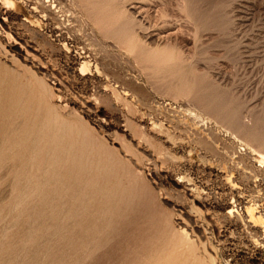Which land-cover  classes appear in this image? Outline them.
<instances>
[{
	"label": "rangeland",
	"instance_id": "rangeland-1",
	"mask_svg": "<svg viewBox=\"0 0 264 264\" xmlns=\"http://www.w3.org/2000/svg\"><path fill=\"white\" fill-rule=\"evenodd\" d=\"M6 1L0 264H264V0Z\"/></svg>",
	"mask_w": 264,
	"mask_h": 264
},
{
	"label": "bare ground",
	"instance_id": "bare-ground-1",
	"mask_svg": "<svg viewBox=\"0 0 264 264\" xmlns=\"http://www.w3.org/2000/svg\"><path fill=\"white\" fill-rule=\"evenodd\" d=\"M7 1H9V2H10L11 4H13V5L16 4L15 0H7ZM7 1H6V2H7ZM46 1H49V0H46ZM90 1H91V0H90ZM178 1H179V0H178ZM184 1H185V0H184ZM3 2H4V1H3ZM40 2H43V1H40ZM187 2H188V1H187ZM187 2H186V3H187ZM189 2H190V1H189ZM36 3H38V2L36 1ZM45 3H46V2H45ZM186 3H181V4H182V5H185ZM99 4H100V3H99ZM177 4H178V3H177ZM179 4H180V3H179ZM193 4H194V3H193ZM196 4H197V3H196ZM6 5H7V3H6ZM28 5H29V4H28ZM37 5H38V4H37ZM41 5H42V4H41ZM108 5H109V4H108ZM110 5H111V2H110ZM110 5H109V6H110ZM112 5H114V4L112 3ZM8 6H9V5H8ZM44 6H45V5H44ZM93 6H94V5H93ZM93 6H92V7H93ZM102 6H104V5H102ZM192 6H193V5H192ZM47 7H48V6H47ZM96 7H97V6H96ZM105 7H106V5H105ZM110 7H112V6H110ZM110 7H108V9H109ZM118 7H119V6H118ZM178 7H179V6H178ZM180 7H181V6H180ZM183 7H184V6H182V8H183ZM186 7H187V6H186ZM190 7H191V6H190ZM34 8H36V6H35ZM97 8H98V7H97ZM115 8H116V6L114 7V9H115ZM182 8H181V9H182ZM46 9H47V8H46ZM95 9H96V8H95ZM102 9H103V8H102ZM105 9L107 10V8H105ZM105 9H104V12H105ZM116 9H117V8H116ZM185 9H186V8H185ZM190 9H191V8H190ZM33 10H34V9H33ZM109 10H110V9H109ZM112 10H113V8H112ZM120 10H124V9H121V8H120ZM91 11H93V10H91ZM125 11L127 12L126 9H125ZM195 11H196V10H195ZM195 11H194V12H195ZM0 12H1V11H0ZM31 12H33V11H31ZM38 12H39V14L41 13L39 10H38ZM96 12H97V11H96ZM102 12H103V10H102ZM104 12H103V14H104ZM117 12H118V10L116 11V13H117ZM119 12H120V11H119ZM122 12H123V11H122ZM44 13H45V12H44ZM93 13H94V12H93ZM93 13H92V15H93ZM107 13H108V12H107ZM109 13H111V12H109ZM116 13H113L114 15L112 14L110 17L105 18V20H103L104 18H103V19L101 18L100 20H103V21H102V22L100 21V22L103 23L104 26H108V27H110V28H112V29L115 28L116 26H118V28H120L122 31H123V30L127 31V29H128V25H130V24H127L126 22H127L128 19L131 20L132 17H131V18H128V17H129V16H128V17H127L128 19H127L126 21L121 22V21H120V20H121V19H120L121 16L119 15L121 12H120L119 14H116ZM192 13H193V12H192ZM0 14H1V13H0ZM33 14H35V13H33ZM47 14H48V13H47ZM94 14H95V13H94ZM95 15H96V14H95ZM107 15H108V14H106V16H107ZM124 15H125V14H124ZM124 15H123V16H124ZM126 15H127V13H126ZM132 15H133V14H132ZM193 15H194V14H193ZM12 16H13V15H12ZM41 16H43V15H41ZM100 16H101V15H100ZM185 16H186V15H185ZM188 16H189V15H188ZM199 16H200V15H199ZM98 17H99V16H98ZM192 17H193V16H192ZM194 17H195V16H194ZM194 17H193V18H194ZM8 18H9V17H8ZM14 18H15V17H14ZM38 18H39V17H38ZM134 19H135V18H134ZM13 20H14V19H13ZM96 20H97V19H96ZM200 20H201V19H200ZM1 21H2V20H1ZM131 22H132V21H131ZM8 23H9V22H8ZM138 24H139V23H138ZM138 24H137V25H138ZM6 25H7V24H6ZM98 25H99V24H98ZM132 25H133V23H132ZM137 25H136V26H137ZM194 25H195V24H194ZM133 26H134V25H133ZM133 26H132V27H133ZM205 26H206V25H205ZM6 27H7V26H6ZM55 27H56V26H55ZM58 28H59V27H58ZM101 28H102V27H101ZM130 28H131V27H130ZM107 29H108V28H107ZM120 29H119V30H120ZM131 29H133V28H131ZM203 29H204V28H203ZM101 30H102V29H101ZM104 30H106V29H104ZM109 30H110V29H109ZM117 30H118V29H117ZM54 31H55V30H54ZM111 31H112V30H111ZM130 31H131V30H130ZM115 33H116V32H115ZM118 33H119V32H118ZM126 33H128V32H126ZM126 33H124V35H125ZM131 33H132V32H131ZM134 33H135V31H134ZM126 35H127V34H126ZM126 35H125V36H126ZM128 36H131V35H128ZM133 36H134V35H133ZM133 36H132V37H133ZM135 36H136V34H135ZM122 37H123V36H122ZM137 37H138V36H137ZM123 38H124V37H123ZM138 38H139V37H138ZM121 39H122V38H121ZM121 39H120V40H121ZM126 39H127V37H126ZM126 39H125V40H126ZM130 39H131V37H130ZM133 39L136 40L135 37L132 38L131 40H133ZM25 40H26V39H25ZM120 40H119V41H120ZM131 40H130V41H131ZM128 41H129V40H128ZM130 41H129V42H130ZM141 41H142V40H141ZM126 42H127V41H126ZM129 42H128V43H129ZM131 42H132V41H131ZM131 42H130V43H131ZM132 43H133V42H132ZM135 43H137V42H135ZM135 43H134V44H135ZM17 45H18V44H17ZM130 45H131V44H130ZM136 45H137V44H136ZM172 45H173V44H172ZM134 46H135V45H133V47H134ZM137 46H138V45H137ZM175 46H176V45H175ZM131 47H132V46H131ZM165 47H166V45L164 46V48H165ZM135 48H136V47H135ZM158 48H159V47H158ZM164 48H163V49H164ZM170 48H171V47H170ZM22 49H23V47H22ZM133 49H134V48H133ZM136 49H137V48H136ZM155 49H156V48H155ZM160 49H161V48H160ZM163 49H161V50H163ZM18 50H19V49H18ZM149 50H150V49H149ZM153 50H154V48H153ZM165 50H167V49H164V51H165ZM173 50H174V49H173ZM173 50H169V51H173ZM179 50H180V49H179ZM158 51H160V50H158ZM164 51H163V52H164ZM134 52H135V51H134ZM156 52H157V51H156ZM160 52H162V51H160ZM157 53H158V52H157ZM164 53H165V52H164ZM155 54H156V53H155ZM165 54H167V53H165ZM165 54H164V55H165ZM169 54H171L172 56L175 55V53H173V52H172V53H169ZM162 55H163V54H162ZM138 56H139V55H138ZM153 56H154V55H153ZM159 56H161L160 53H159ZM168 56H169L170 58H172V56H170V55H168ZM178 56H179V55H178V52H177V57H178ZM157 57H158V56H157ZM162 57H163V56H161L160 58L162 59ZM174 57H175V56H174ZM152 58H154V57H152ZM163 58H164V57H163ZM170 58H169V60H170ZM175 58H176V57H175ZM175 58H173L174 61H175ZM178 58H179V57H178ZM141 59H142V58H141ZM167 59H168V58H167ZM176 59H177V58H176ZM180 59H181V58H180ZM185 59H186V58H185ZM154 60H156V58H155ZM169 60H166V61L168 62ZM159 61H161V60H159ZM159 61H158V63H159ZM166 61H165V62H166ZM191 61H192V60H191ZM141 62H142V60H141ZM150 62H151V61H150ZM162 62H163V61H162ZM177 62H178V61H177ZM186 62H187V61H186ZM160 63H161V62H160ZM168 63L172 64L171 61L168 62ZM144 64H145V63H144ZM150 64H151V63H150ZM152 64L154 65V64H156V63L153 61ZM164 64H167V63H164ZM164 64H163V66H164ZM176 64H177V63H176ZM110 65H111V64H110ZM156 65H157V64H156ZM160 65H161V64H160ZM160 65H159V66H160ZM179 66H180V64H179ZM183 66H184V65H183ZM83 67H84V66H83ZM157 67H158V66H157ZM192 68H193V67H192ZM177 70H178V69H177ZM172 71H173V70H172ZM185 74H186V72H185ZM205 74H206V73H205ZM179 75H180V74H179ZM179 75H178V76H179ZM183 76H184V75H183ZM185 76H186V75H185ZM176 77H177V76H176ZM193 78H194V77H193ZM21 79H22V78H21ZM186 79H190V78H186ZM191 79H192V78H191ZM191 79H190V80H191ZM200 79H201V78H200ZM204 79H205V78H204ZM195 80H196V79H195ZM195 80H194V81H195ZM23 81H24V80H23ZM186 81H187V80H186ZM188 81H189V80H188ZM194 81H193V82H194ZM207 81H208V80H207ZM13 82H15V80H13ZM16 82H17V81H16ZM190 82H191V81H190ZM221 82H222V81H221ZM9 83H10V82H9ZM24 83H25V82H24ZM181 83H182V82H181ZM183 83H184V82H183ZM186 83H187V82H186ZM186 83H185V84H186ZM194 83H195V82H194ZM202 83H203V82H202ZM32 84H33V83H32ZM12 85H13V84H12ZM20 85H21V84H20ZM20 85H19V86H20ZM24 85H25V84H24ZM188 85H189V84H188ZM195 85H196V84H195ZM195 85H194V86H195ZM203 85H204V84H203ZM213 85H214V84H213ZM216 85H217V84H215L214 86L216 87ZM214 86H212L210 89L212 90V88H213ZM217 86H218V85H217ZM219 86H220V85H219ZM15 87H16V86H15ZM183 87H184V86H183ZM183 87H181V88H183ZM205 87H206V86H205ZM215 87H214V90H215ZM189 88H190V87H189ZM208 88H209V87H208ZM208 88H206V89H208ZM47 89H48V88H47ZM184 89H185V88H184ZM184 89H183V90H184ZM190 89H191V88H190ZM195 89H196V88H195ZM200 89H203V88H200ZM218 89H219V88H218ZM185 90H186V89H185ZM187 90H188V87H187ZM191 90H193V89H191ZM211 90H209V91L211 92ZM121 91H122V90H121ZM181 91H182V90H181ZM203 91H205V90H203ZM207 91H208V90H207ZM21 92H22V91H21ZM190 92H191V91H189V93H190ZM194 92H195V91H194ZM194 92H193V93H194ZM216 92L218 93L219 91L216 90ZM118 93H119V92H118ZM202 93H204V96H205V94L208 93V92H206V93H205V92H202ZM226 93H227V92H226ZM190 94H191V96H192V93H190ZM197 94H199V93H197ZM11 95H12V94H11ZM199 95H200V94H199ZM199 95H198V96H199ZM206 95L208 96V94H206ZM209 95H210V94H209ZM216 95H218V94H216ZM9 96H10V94H9ZM198 96H196V97H198ZM200 96H201V95H200ZM202 96H203V95H202ZM214 96H215V95H214ZM214 96H213V97H214ZM194 97H195V95H194ZM196 97H195V98H196ZM192 98H193V97H192ZM198 98H199V97H198ZM204 98H205V97H204ZM239 98H240V97H239ZM12 99H13L12 101L15 102V98L12 97ZM42 99H43V98H42ZM193 99H194V98H193ZM199 99H200V98H199ZM199 99H198V100H199ZM202 99H203V98H202ZM200 100H201V99H200ZM200 100H199V101H200ZM201 101H203V100H201ZM205 101H206V98H205ZM226 101H227V100H226ZM241 101H243V100H241ZM210 102H211V100H210ZM167 103H168V102H167ZM199 103H200V102H199ZM199 103H198V104H199ZM203 103H206V102H203ZM221 103H222V102H221ZM39 104H40V103H39ZM156 104H157V103H156ZM170 104H171V103H170ZM208 104H209V103H208ZM213 104H214V103H213ZM213 104H212V102H211V106H213ZM152 105H153V104H152ZM201 105H202V104H201ZM209 105H210V104H209ZM225 105H226V104H225ZM27 106H28V105H27ZM214 106H215V104H214ZM222 106H224V105H222ZM56 107H57V106H56ZM201 107H203V106H201ZM208 107H209V106H208ZM215 107H216V106H215ZM215 107H213L212 109H214ZM39 108H40V107H39ZM48 108H49V107H48ZM178 108H179V107H178ZM203 108H204V107H203ZM210 108H211V107H210ZM5 109H6V108H5ZM5 109H4V111H6ZM216 109H217V108H216ZM221 109H222V108H221ZM58 110H59V109H58ZM164 110H165V109H164ZM205 110H206V109H205ZM207 110H208V109H207ZM212 111H213V110H212ZM214 111H215V110H214ZM24 112H25V111H24ZM44 112H45V111H44ZM207 112H209V110H208ZM231 112H232V111H231ZM22 113H23V112H22ZM213 113H214V112H213ZM229 113H230V112H229ZM4 114H5V113H4ZM25 114H26V113H25ZM25 114H24V115H25ZM209 114H210V113H209ZM211 114H212V113H211ZM7 115H8V113H7ZM28 115H29V114H28ZM182 115H183V114H182ZM232 115H233V114H232ZM235 115H236V114H235ZM217 116H218V115H217ZM220 116H221V114H220ZM223 116H225V115H223ZM228 116H229V115H228ZM237 116H238V115H237ZM13 117H14V116H13ZM26 117H27V116H26ZM53 117L55 118V116H53ZM214 117H215V116H214ZM226 117H227V116H226ZM226 117H225V118H226ZM230 117H231V116H230ZM232 117H233V116H232ZM234 117H235V116H234ZM241 117H242V116H241ZM262 117H263V116H262ZM54 118H53V120H54ZM193 118H194V117H193ZM217 118H218V117H217ZM235 118H236V117H235ZM250 118H251V117H250ZM15 119H16V118H15ZM23 119H24V118H23ZM38 119H39V118H38ZM179 119H180V118H179ZM223 119H224V117H223ZM229 119H231V118H229ZM232 119H233V118H232ZM236 119L238 120L239 118H236ZM240 119H241V118H240ZM240 119H239V120H240ZM243 119H244V118H243ZM18 120H19V118H18ZM21 120H22V119H21ZM218 120H219V119H218ZM248 120H250V121H249V124H250L251 119H248ZM252 120H253V119H252ZM2 121H3V120H2ZM40 121H41V120H40ZM40 121H39V122H40ZM56 121H58V120H56ZM220 121H221V120H220ZM222 121H225V120H222ZM222 121H221V122H222ZM227 121H230V120L227 119ZM227 121H226L225 124H231V122H230V123H227ZM245 121H247V120H245ZM253 121H254V120H253ZM256 121H258V120L256 119ZM256 121H255V123H256ZM3 122H4V121H3ZM31 122H32V121H31ZM63 122H65V121H63ZM67 122H68V121H67ZM183 122H184V121H183ZM202 122H203V121H201V123H202ZM216 122H217V121H216ZM234 122H235V119H234ZM238 122H239V121H238ZM29 123H30V121H29ZM50 123H51V122H50ZM53 123H54V122H53ZM159 123H160V122H159ZM199 123H200V122H199ZM204 123H205V122H204ZM206 123H207V122H206ZM212 123H213V122H212ZM241 123L244 124V122H242V121H241ZM255 123H253V124H255ZM47 124H48V123H47ZM67 124H69V123H67ZM247 124H248V123H247ZM3 125H4V124H3ZM38 125H39V124H38ZM38 125H37V126H38ZM62 125H63V124H62ZM65 125H66V124H65ZM235 125H237V124L235 123ZM245 125H246V124H245ZM256 125H257V124H256ZM53 126H54V125H53ZM53 126H52V127H53ZM63 126H64V125H63ZM63 126H62V127H63ZM70 126H71V125H70ZM205 126H206V125H205ZM227 126H228V125H227ZM231 126H232V125H231ZM231 126H230V127H231ZM262 126H264V125H262ZM31 127H32V126H31ZM72 127H73V126H72ZM233 127H235V126H233ZM253 127H254V126H253ZM59 128H60V127H59ZM254 128H255V127H254ZM254 128H253V129H254ZM256 128H257V126H256ZM43 129H44V128H43ZM55 129H56V128H55ZM241 129H242V128H241ZM258 129H261V128H258ZM6 130H7V129H6ZM14 130H15V129H14ZM36 130H37V129H36ZM64 130H65V129H64ZM72 130H73V129H72ZM72 130H70V131L72 132ZM250 130H251V129H250ZM24 131H25V130H24ZM30 131H31V130H30ZM50 131H52V130H50ZM246 131H249V130L247 129ZM27 132H28V131H27ZM64 132H65V131H64ZM235 132H236V131H235ZM238 132H239V130H238ZM25 133H26V132H25ZM86 133H87V132H86ZM205 133H206V132H205ZM208 133H209V132H208ZM259 133H260V132H259ZM20 134H21V133H20ZM37 134H38V133H37ZM239 134H240V133H239ZM239 134H238V135H239ZM244 134H245V133H244ZM254 134H255V133H254ZM256 134H258V133H256ZM11 135H12V134H11ZM236 135H237V134H236ZM21 136H22V135H21ZM25 136H26V135H25ZM32 136H33V135H32ZM40 136H41V135H40ZM65 136H66V135H65ZM87 136H88V135H87ZM240 136H241V134H240ZM243 136H244V135H243ZM247 136H248V135H247ZM262 136H263V135H262ZM13 137H14V136H13ZM238 137H239V136H238ZM244 137H245V136H244ZM253 137H254V136H253ZM253 137H252V138H253ZM255 137H256V136H255ZM22 138H24V137H22ZM28 138H29V137H28ZM82 139H83V138H82ZM241 139H242V137H241ZM244 139H245V138H244ZM246 139H247V138H246ZM255 139H256V138H255ZM263 139H264V138H263ZM247 140H249V139H247ZM251 140H252V139H251ZM253 140H254V139H253ZM34 141H35V140H34ZM61 141H62V140H61ZM80 141H81V140H80ZM84 141H85V140H84ZM2 142H3V141H2ZM44 142H45V141H44ZM246 142H248V141H246ZM249 142H251V141H249ZM253 142H254V141H253ZM262 142H263V141H262ZM22 143H23V142H22ZM50 143H51V142H50ZM255 143H256V142H255ZM259 144H260V143H259ZM25 145H26V142H25ZM32 145H33V144H32ZM250 145H252V144H250ZM253 145H254V144H253ZM260 145H262V144H260ZM71 146H72V145H71ZM90 146H91V144H90ZM94 146H95V145H94ZM262 146H263V145H262ZM262 146H259V148H261ZM73 147H75V146H73ZM252 147H253V146H252ZM36 148H37V146H36ZM47 148H48V147H47ZM65 148H66V147H65ZM84 148H85V147H84ZM253 148H254V147H253ZM33 149H34V148H33ZM53 149H55V146H54ZM255 149H256V148H255ZM30 150H31V149H30ZM47 150H48V149H47ZM81 150H84V149H81ZM70 151H71V150H70ZM79 151H80V150H79ZM258 151H259V154L261 155V162H264V151H263V150H260V149H259ZM0 152H1V151H0ZM23 152H24V151H23ZM82 152H84V151H82ZM255 152H256V151H255ZM32 153H33V152H32ZM35 153H36V151H35ZM74 153H75V152H74ZM77 153H78V152H77ZM15 154H16V153H15ZM33 154H34V153H33ZM35 155H36V154H35ZM52 155H53V154H52ZM32 156H33V155H32ZM49 156H50V155H49ZM66 156H67V155H66ZM73 156H75V155H73ZM234 156H235V155H234ZM33 157H34V156H33ZM37 157H38V156H37ZM46 157H47V156H46ZM82 157H83V155H82ZM82 157H81V159H82ZM8 158H9V157H8ZM88 158H89V157H88ZM14 159H16V158L14 157ZM27 159H28V158H27ZM31 159H32V158H31ZM83 159H85V158H83ZM23 160H24V158H23ZM75 160H76V159H75ZM86 160H87V158H86ZM80 161H81V160H80ZM74 162H75V161H74ZM48 163H50V162H48ZM81 163H82V162H81ZM95 163H96V162H95ZM95 163H94V164H95ZM55 164H56V163H55ZM87 164H88V163H87ZM230 164H231V163H230ZM45 165H46V164H45ZM106 165H107V164H106ZM16 166H17V165H16ZM30 167H31V166H30ZM28 168H29V167H28ZM28 168H27V169H28ZM16 169H18V167H17ZM27 169H26V170H27ZM31 169H32V168H31ZM46 169H47V167H46ZM42 171H43V170H42ZM83 171H85V170H83ZM97 171H100V170L97 169ZM45 172H46V171H45ZM91 172H92V171H91ZM62 173H63V172H62ZM46 174H47V173H46ZM104 174H105V173H104ZM26 175H27V174H26ZM26 175H25V176H26ZM43 176H44V174H43ZM55 177H57V176H55ZM72 177H73V176H72ZM79 177H80V176H79ZM26 178H27V176H26ZM30 178H31V177H30ZM98 178H99V177H98ZM43 179H44V178H43ZM85 179H86V178H85ZM92 179H93V178H92ZM55 180H56V179H54V181H55ZM26 184H27V183H26ZM111 184H112V183H111ZM111 184H110V185H111ZM114 184H115V183H114ZM42 185H43V181H42ZM42 185H41V186H42ZM46 186H47V185H46ZM54 186H55V185H54ZM80 186H81V185H80ZM27 187H28V186H27ZM40 188H41V187H40ZM54 188H55V187H54ZM86 188H88V187H86ZM32 189H33V188H32ZM118 189H119V188H118ZM26 190H27V189H26ZM40 190H41V189H40ZM69 190H70V189H69ZM79 190H80V189H79ZM103 190H104V189H103ZM110 190H111V189H110ZM106 191H107V190H106ZM121 191H122V190H121ZM204 191H205V190H204ZM39 192H40V191H39ZM104 192H105V190H104ZM111 192H112V191H111ZM21 193L23 194V191H22ZM26 193H27V192H26ZM26 193H25V194H26ZM37 193H38V192H37ZM84 193H85V192H84ZM86 193H87V192H86ZM25 194H24V195H25ZM85 195H87V194H85ZM109 196H110V194H109ZM114 196H115V194H114ZM20 197H21V195H20ZM24 197H25V196H24ZM83 197H84V196H83ZM87 197H88V196H87ZM94 197H95V196H94ZM84 198H85V197H84ZM99 198H100V197H99ZM111 198H112V197H111ZM85 200H86V199H85ZM112 200H113V199H112ZM116 200H117V199H116ZM117 202H118V201H117ZM117 202H116V203H117ZM17 203H18V202H17ZM19 203H20V202H19ZM201 203H202V202H201ZM85 205H86V204H85ZM221 205H222V204H221ZM14 206H15V205H14ZM57 206H58V205H57ZM57 206H56V207H57ZM17 207H18V206H17ZM54 207H55V206H54ZM13 208H14V207H13ZM33 208H34V207H33ZM76 209H77V208H76ZM83 209H84V208H83ZM257 209H258L257 206H254V205L248 206V209H247V210H248V214H249V216L251 217V221H254L255 223H256V222H264V213H263V212L261 213V212H260L259 210H257ZM114 210H115V209H114ZM70 211H71V209H70ZM75 211H76V210H75ZM190 211H191V210H190ZM13 212H14V211H13ZM104 212H105V211H104ZM113 215H114V214H113ZM121 215H122V214H121ZM6 219H7V218H6ZM108 219H109V218H108ZM106 222H107V221H106ZM167 222H168V221H167ZM59 223H60V222H59ZM110 223H111V222H110ZM250 224H251V223H250ZM255 225H256V224H255ZM109 226H110V225H109ZM5 227H6V226H5ZM167 228H168V227H167ZM171 228H172V227H171ZM168 229H169V228H168ZM172 229H173V228H172ZM181 230H182V229H181ZM53 231H54V230H53ZM63 231H64V230H63ZM92 231H93V230H92ZM101 231H102V230H101ZM106 231H107V229H106ZM177 231H178V230H177ZM185 232H186V231H184V234L186 235L187 233H185ZM102 233H104V232H102ZM3 234H4V233H3ZM42 235H45V234H42ZM4 236H5V234H4ZM4 236H3V238H4ZM28 236H29V235H28ZM28 236H27V237H28ZM187 236H188V235H187ZM187 236H184V237L181 238V244H183V245H187L188 247H187V246H186V247L189 248L190 253L193 255L194 252H195V248H194V244H195V243L193 244L192 240H190L191 236H190V238H188ZM173 237H174V236H173ZM29 238H30V237H29ZM86 238H87V237H86ZM94 238H95V237H94ZM97 238H98V237H97ZM105 238H106V236H105ZM161 238H162V237H161ZM26 239H27V238H26ZM95 239H96V238H95ZM170 239H171V238H170ZM82 240H83V239H82ZM104 240H105V239H104ZM161 240H162V239H161ZM167 241H168V240H167ZM0 242H1V241H0ZM164 242H165V241H164ZM31 243H32V242H31ZM89 243H91V242L89 241ZM153 243H154V242H153ZM177 243H178V242H177ZM95 244H96V243H95ZM102 244H103V243H102ZM159 244H160V243H159ZM161 245H162V244H160V246H161ZM79 246H80V244H79ZM88 246H89V245H88ZM90 246H91V245H90ZM99 246H100V245H99ZM166 246H167V245H166ZM177 246H178V245H177ZM180 246H181V245H180ZM195 246H196V245H195ZM39 247H40V246H39ZM75 247H76V246H75ZM89 248H91V247H89ZM92 248H93V247H92ZM97 248H98V247H97ZM161 248H162V246H161ZM167 248H169V247L167 246ZM179 248H180V247H179ZM38 249H39V248H38ZM172 249H173V248H172ZM184 249H185V248H184ZM77 250H78V249H77ZM89 250H90V249H89ZM180 250H181V249H180ZM186 250H188V249H186ZM75 251H76V250H75ZM46 252H47V251H46ZM170 254H171V253H170ZM37 255H38V254H37ZM200 255H201V254H200ZM44 256H45V255H44ZM168 256H170V255H168ZM184 256H185V255H184ZM184 256H183V257H184ZM193 257H194V255H193ZM34 258H35V257H34ZM157 258H158V257H157ZM157 258H156V259H157ZM178 259H179V258H178ZM182 259H183V258H182ZM43 260H44V259H43ZM27 261H28V260H27ZM69 261H70V260H69ZM56 262H57V260H56ZM157 262H160V261L157 260ZM42 263H43V262H42ZM197 263H198V262H197ZM45 264H46V263H45ZM78 264H79V263H78ZM191 264H192V263H191Z\"/></svg>",
	"mask_w": 264,
	"mask_h": 264
}]
</instances>
